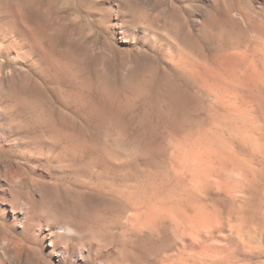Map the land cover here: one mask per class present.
<instances>
[{
	"label": "rangeland",
	"instance_id": "374dc122",
	"mask_svg": "<svg viewBox=\"0 0 264 264\" xmlns=\"http://www.w3.org/2000/svg\"><path fill=\"white\" fill-rule=\"evenodd\" d=\"M263 46L264 0H0L1 197L45 221L7 264H264Z\"/></svg>",
	"mask_w": 264,
	"mask_h": 264
},
{
	"label": "bare ground",
	"instance_id": "6f19581e",
	"mask_svg": "<svg viewBox=\"0 0 264 264\" xmlns=\"http://www.w3.org/2000/svg\"><path fill=\"white\" fill-rule=\"evenodd\" d=\"M139 27H140V25H139ZM131 29H133V28H131ZM232 59H234V58H232ZM226 90H227V87H226ZM228 127L229 126H227V128ZM245 133H246L245 137L249 140L251 145L253 147H255V149H259V138L257 136L258 127L257 126H252V129L249 130L248 132H245ZM16 165H18V163ZM13 174H14V178H16L17 177L16 169L13 170ZM16 179H18V178H16ZM102 188H103V186H102ZM6 192H7L6 190H3L4 194ZM1 193H2V186L0 185V200H3V198L1 197ZM12 194H13V192H12ZM23 206H24L25 209H23V207L17 209L13 205V202H6L4 200H3V203L0 202V264H7L8 261L10 262L14 258V255H15L14 253H16V250L19 248V246H21V243H22V242H20V239H19L21 236L18 238L17 236L14 235L15 232H13L14 234L12 233V231L14 230V228H13V230H11L12 226H14L16 224L21 229H24V230L25 229H31L32 230L31 234L33 233L32 235H36L40 231L42 232V229L45 226L44 225L45 221H44V218H43L44 216H42V213H43L42 211L38 212V213L32 212V211H30V209L27 208L28 204L23 203ZM239 206H241V205H239ZM241 210H242V208H241ZM6 213H9L11 218H8ZM241 217H242V215H241ZM47 221H49L48 224H50V226H51V228H50V226L47 225V226H49V228H47V229L45 228L47 230L49 236H50V242L53 244L55 249L58 252H60L63 255H65V257L68 258L70 256L72 249H75L74 253L76 254V256L80 255V251H83L86 248H87L88 253L91 254V252H92L93 255L100 251L99 248H98V245H96V243L94 242L95 241V237L93 236L94 234H91V235L88 236L89 243H90L89 247H85L83 245L84 243H82L81 240H82L83 237H85V233H82V231L79 228V226L76 223H74L73 220H71L69 217H67V216L59 217L58 215H53V216H48V220ZM15 230H16V228H15ZM74 233H77V234L74 235ZM23 239L24 238H22V240ZM71 240H72L73 243L70 242ZM89 254H87V256ZM18 256L20 257V255H18ZM89 257H91V255ZM15 259H17V258H15ZM236 262H237V259H236ZM195 263H196V261H195V259L192 256L182 257V258H179L176 261V264H195Z\"/></svg>",
	"mask_w": 264,
	"mask_h": 264
}]
</instances>
